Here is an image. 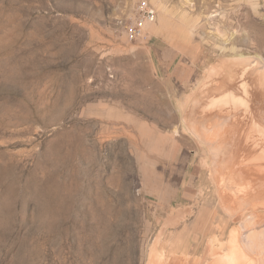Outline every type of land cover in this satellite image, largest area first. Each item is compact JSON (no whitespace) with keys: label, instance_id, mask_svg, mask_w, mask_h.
I'll return each mask as SVG.
<instances>
[{"label":"rangeland","instance_id":"1","mask_svg":"<svg viewBox=\"0 0 264 264\" xmlns=\"http://www.w3.org/2000/svg\"><path fill=\"white\" fill-rule=\"evenodd\" d=\"M139 1L0 0V264H217L264 229L217 126L264 140V0H149L130 41Z\"/></svg>","mask_w":264,"mask_h":264},{"label":"bare ground","instance_id":"2","mask_svg":"<svg viewBox=\"0 0 264 264\" xmlns=\"http://www.w3.org/2000/svg\"><path fill=\"white\" fill-rule=\"evenodd\" d=\"M212 16H213L212 13L209 12L208 18L210 20H208V21H210V23H212V19H211ZM215 29H216V31H219L220 33H223L224 35H227V33H228L226 28L223 27V25H221V24H217V26H215ZM259 42H260L259 45L261 47H264V36L263 37L261 36ZM176 48L181 49L183 47L179 44V42H177ZM263 62H261L259 64H262ZM227 82H229V81L228 80L227 81L221 80L219 85L222 86V88H225L227 86ZM262 83L264 86V78L262 80ZM242 97H240V98H242ZM237 99L241 100L239 98H237ZM243 99H245V98H243ZM238 100H235V101L238 102ZM245 100H247V98ZM245 100H243V101H245ZM253 100L258 101L259 99L254 97ZM260 102L263 105L264 101L261 100ZM229 109L230 108H227V111L224 112L225 110H223V107H222L220 110L221 114L218 112L219 116L217 117V120H218L217 126L219 128V131H222L224 136H226V137L228 136V138L230 137V141L232 139H234L236 141L235 145L237 147L236 148L237 151L241 149L243 151V153L245 152L244 156H243L244 159L242 162L247 164V166L245 164L243 166L240 164L241 165L240 168L242 169L241 176L242 177L248 176V177L252 178L254 181V190H255L254 192H256L258 195L264 194V140L262 141L260 139L262 141L260 144H259V142L253 141L254 142L253 146L250 145L251 143L248 144L249 143V141L247 142L248 139L246 140L243 136L239 135L241 128L238 127V125H237L238 122L235 120V122L233 124H229L230 123L229 118L226 117V115L230 114V112H231V109L230 110ZM244 128H245V126H244ZM242 129H243V126H242ZM176 132H177V129H176ZM246 134L247 133L245 132L244 135H246ZM221 137H222V135H221ZM256 146L261 147L263 149L260 150V148H259V150H260L259 151L256 149ZM256 193H254V194H256ZM261 196H257V197L261 198ZM259 219L261 220V217ZM257 223H259V222H257ZM257 223H256V225H257ZM257 227H259V226H257ZM228 245H229L228 248L230 247L228 252L227 253L225 252V254H222V255L219 254L218 259H217V264H264V229H260L258 232L254 233L253 235H249V234L244 235L241 233H232ZM212 253H214V252H212ZM216 254H218V253L216 252Z\"/></svg>","mask_w":264,"mask_h":264},{"label":"built area","instance_id":"3","mask_svg":"<svg viewBox=\"0 0 264 264\" xmlns=\"http://www.w3.org/2000/svg\"><path fill=\"white\" fill-rule=\"evenodd\" d=\"M157 19V9L149 0H140L135 16L126 25V34L130 41H141L148 37V25Z\"/></svg>","mask_w":264,"mask_h":264}]
</instances>
